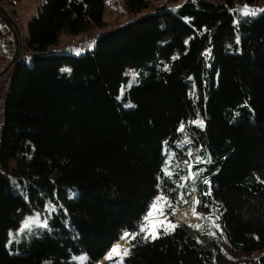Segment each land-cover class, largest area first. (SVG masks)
<instances>
[{
  "label": "trees",
  "instance_id": "trees-1",
  "mask_svg": "<svg viewBox=\"0 0 264 264\" xmlns=\"http://www.w3.org/2000/svg\"><path fill=\"white\" fill-rule=\"evenodd\" d=\"M40 3L6 106L0 264H117L102 262L154 198L190 206L181 178L193 172L239 264H264V0H126L131 20L104 33L105 0ZM63 36L87 39L61 47ZM37 213L47 227L18 234ZM175 225L129 238L123 264H215Z\"/></svg>",
  "mask_w": 264,
  "mask_h": 264
},
{
  "label": "rangeland",
  "instance_id": "rangeland-1",
  "mask_svg": "<svg viewBox=\"0 0 264 264\" xmlns=\"http://www.w3.org/2000/svg\"><path fill=\"white\" fill-rule=\"evenodd\" d=\"M0 1H3V0H0ZM10 1L17 3L21 7L20 19L22 21V26H23L26 34H28V25H29L30 21L32 20V18L34 17V15H36V13L38 11V7L41 4L40 3L41 0H10ZM148 1L150 3V9L154 10L155 8L160 7V6L170 7L171 5H174V1L181 2L182 0H148ZM217 1H224V0H217ZM235 2L238 5V3H240V0H235ZM131 17L132 16L127 11L126 0H105V11H104V16H103L105 27L103 30H101V33L102 32L104 33L110 29L117 27L118 25H122V24L130 21ZM11 29H12L13 33L10 31L8 26H6L5 28H0V36L2 35L1 38H5L7 36H10V37L15 36L16 41H18L19 45H21L20 43L23 42V38L18 39V32L16 30H14V28H12V27H11ZM97 32H98L97 30H95V31L91 30L88 32L87 35L91 36ZM16 33H17V36H16ZM73 39L79 40V39H84V38L81 36V37H77V38H73ZM73 39L71 40L69 36H66V37L63 36L60 46L62 47L71 41H72L71 43H73V41H74ZM95 45H96V40H94L92 43H89V44H82L77 48L71 49L69 51V54H73V55H77V56L83 55L87 51L93 50ZM12 66H13V64L11 65V67ZM132 76L135 77L134 73H132ZM0 89H1V87H0ZM167 170L169 171L168 168H167ZM190 176L197 177V173L193 172ZM195 179H189L190 181L192 180V183H190V184L185 183L186 180H184V185H183L184 189L182 192H183V195L184 194L189 195V198L191 200L190 206H184V207L182 206L180 208H176L175 210L179 211L183 208H186L188 210L191 209V212H192V208L195 207L196 213L198 214L195 217L199 220V222L202 225L199 227H193L192 229L195 233H198L197 234L198 235V237H197L198 242L201 245L208 247L213 252L215 264H239V259L236 257V255L232 251L230 243H229V241H228V239L224 233V227H223L222 221L220 219H216L217 217H215L214 215H209L212 217L211 221L206 219L205 217H208V216L202 212L200 203L199 204L193 203V201H199L198 185H197V182L195 183ZM193 189H194V192H193ZM175 213H176V211H175ZM170 215L173 217L171 220H169V215L167 217L166 212H165L164 216L155 218V219H159L160 221H162V223L154 225L153 230L157 233V235H158V232L160 229H165V230L171 229L170 225H172V224H185L188 226V224H186L184 222L177 221L175 215H172V214H170ZM200 215H201V217H200ZM34 216H32V217H34ZM30 217H28V218H30ZM44 218H45L44 215L41 214L40 215V223H38V224L32 223L29 228H24V222L26 221L25 220L21 224L19 229L17 230L18 234H22V232L24 234L26 231H29L31 228L35 229L36 227L43 225V223L45 221ZM213 221H214V223H213ZM215 225H219V227L217 228ZM213 233H214V235H213ZM144 234L146 235L147 233H144ZM149 237H151V236H149ZM14 238H16V237H14ZM122 240H124V239H122ZM127 243H128V241H126V240L124 242L121 241V243H117L118 245H120L121 252L123 251L124 248L130 247L128 245L129 243L128 244ZM18 251L19 250L17 248L16 252H18ZM104 262H105V260H103L102 263H104Z\"/></svg>",
  "mask_w": 264,
  "mask_h": 264
},
{
  "label": "built area",
  "instance_id": "built-area-1",
  "mask_svg": "<svg viewBox=\"0 0 264 264\" xmlns=\"http://www.w3.org/2000/svg\"><path fill=\"white\" fill-rule=\"evenodd\" d=\"M20 11V7H17L8 0L0 1V28L11 26L18 32V39L23 38V42L19 45L15 36H7L5 38H1L2 35L0 36V149L6 122V106L12 87L14 69L20 61L32 56L28 48V34H26L20 19ZM11 27L9 29L13 33ZM76 41L74 40L71 44H75ZM12 64L13 66L11 67Z\"/></svg>",
  "mask_w": 264,
  "mask_h": 264
},
{
  "label": "snow or ice",
  "instance_id": "snow-or-ice-1",
  "mask_svg": "<svg viewBox=\"0 0 264 264\" xmlns=\"http://www.w3.org/2000/svg\"><path fill=\"white\" fill-rule=\"evenodd\" d=\"M259 11H264V9H260ZM243 14L244 15H256V10H249L247 9V6H245L244 10H243ZM205 55H207V53H205ZM126 107H132V105H126ZM190 124H196L197 126L199 127H203V121L202 120H194V121H189ZM180 131H184V125L183 123L180 125ZM185 144H190L191 141L190 140H185L184 141ZM172 155V154H170ZM189 156H192V153L191 151H189L188 153ZM210 160V158H209ZM201 158L199 156L196 157V163L199 164L201 163ZM185 163L187 164L188 162L185 161ZM200 171H203L202 169ZM164 173L165 175H168V176H171L172 173L169 172L167 170V168L164 170ZM196 177L195 176H189V177H183L181 179H195ZM259 179V178H258ZM205 183H208L207 180H205ZM182 186V185H181ZM193 192H194V189H193ZM206 194H210V191L209 193H206ZM181 200H183V196L181 195L180 197ZM194 204H199L200 201H193ZM171 209V214L172 215H175V208L173 207L172 203L170 201L167 200L166 196H164L163 194L161 195H158L156 198H154L153 202L149 205V210L146 212L145 214V217L143 218L141 224L139 225L138 227V230L137 232L135 233H128V232H125L121 239H124L126 241H129V238L131 240H135L136 237L142 233H147L146 235L143 236V238L145 240H148L149 239V236H151V239L155 240L157 238V233L153 230L154 228V225L156 224H159V223H162V221H160L159 219H155L156 217H161V216H164L165 214V209ZM51 210L52 211H55V206H51ZM192 213L194 216L198 215L196 213V209L195 207L192 208ZM40 213H37L35 214L34 217H30L28 218L25 222H24V228H29L30 225L32 223H40ZM206 219L208 220H212V217L211 216H208V217H205ZM216 219H219V217H217ZM214 223V221H213ZM43 227H47V220L45 219L43 225ZM217 228L219 227V225H215ZM171 228H175L176 225L175 224H172L170 225ZM199 227V226H197ZM165 234H167V230H165ZM214 235V233H213ZM130 242V241H129ZM130 249L129 248H124L123 251L121 252V249H120V245H115L111 252L109 253V256L108 258L109 259H112L114 256L115 257H119L118 261H117V264H123V260H124V257L128 256L130 254ZM83 264V261L86 259L85 257H81L79 258Z\"/></svg>",
  "mask_w": 264,
  "mask_h": 264
},
{
  "label": "bare ground",
  "instance_id": "bare-ground-1",
  "mask_svg": "<svg viewBox=\"0 0 264 264\" xmlns=\"http://www.w3.org/2000/svg\"><path fill=\"white\" fill-rule=\"evenodd\" d=\"M176 219L179 221V222H184L192 227H197V226H201L202 224L199 223L198 219L192 214L191 212V209L188 210L186 208H183L181 210H176ZM201 217V215H200ZM203 223V222H202ZM121 241H125V240H121ZM130 248V247H129ZM109 254L106 256V259H109L108 258ZM115 258V256L113 257ZM119 258V257H117Z\"/></svg>",
  "mask_w": 264,
  "mask_h": 264
},
{
  "label": "water",
  "instance_id": "water-1",
  "mask_svg": "<svg viewBox=\"0 0 264 264\" xmlns=\"http://www.w3.org/2000/svg\"><path fill=\"white\" fill-rule=\"evenodd\" d=\"M10 27V26H9ZM189 227H191L190 225H188ZM193 228V227H191ZM131 250V247L129 248ZM119 258L115 257V258H112V259H106V257L104 258L105 262L104 263H112V262H115L117 261Z\"/></svg>",
  "mask_w": 264,
  "mask_h": 264
},
{
  "label": "crops",
  "instance_id": "crops-1",
  "mask_svg": "<svg viewBox=\"0 0 264 264\" xmlns=\"http://www.w3.org/2000/svg\"><path fill=\"white\" fill-rule=\"evenodd\" d=\"M199 221V220H198ZM200 223V222H199ZM201 224V223H200Z\"/></svg>",
  "mask_w": 264,
  "mask_h": 264
}]
</instances>
